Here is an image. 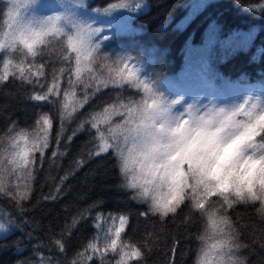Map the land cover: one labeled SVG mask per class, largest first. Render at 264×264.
Here are the masks:
<instances>
[{
    "label": "trees",
    "instance_id": "16d2710c",
    "mask_svg": "<svg viewBox=\"0 0 264 264\" xmlns=\"http://www.w3.org/2000/svg\"><path fill=\"white\" fill-rule=\"evenodd\" d=\"M9 4L10 0H0V30L5 28L3 13ZM53 13L68 17L60 21L65 28H71V21L98 29L93 42L99 45L101 56L107 55L109 64L128 62L164 105H170L172 114L216 104L231 110L237 107L232 87L247 85L260 88L255 102L264 107V0H38V4L21 9L24 18ZM19 55L13 53V58ZM64 55L74 54L64 53L54 42L50 53L37 58V63L47 64L46 77L33 78V83L10 78L0 84V137L5 138L0 153L5 159L10 129L35 133L40 114L54 117L50 146L43 160L36 153L32 178L20 173L5 175L8 187L23 192L27 185L30 193L28 199L19 201L0 194V264H116L119 257L113 252L102 259L91 249L86 257L77 253H84L94 237H99L103 251L106 233L111 235L114 222L119 224L113 218L120 215L129 217L122 240L142 245L144 253L141 260L134 258L130 264H198L207 243L198 239L206 230L199 214L191 221H186L187 209L163 220L158 215H140L147 204L133 199L136 191L124 186L115 157L89 159L93 143L87 130L67 141L89 113L117 101L127 103L129 98L141 100L145 95L142 87L126 83L122 87L109 84L105 89L101 85V91L91 95L78 114L64 121L63 138L57 144L59 105L51 100L62 96L48 102L30 97L50 84L52 68L67 70L74 65L75 61L64 60ZM102 63L97 62L94 75H107V70L99 67ZM67 79L65 71L63 87H67ZM84 79H89L87 73ZM76 91L82 96L83 86L77 85ZM88 92H94V87ZM57 150L64 155L53 157ZM77 160L87 162L77 169ZM49 195L56 199H45ZM80 213L86 219L80 220ZM228 215L240 232V241L248 245L242 252L247 264H264V222L256 207L239 204L229 209ZM57 240L63 248L57 247Z\"/></svg>",
    "mask_w": 264,
    "mask_h": 264
},
{
    "label": "snow or ice",
    "instance_id": "6c2138e0",
    "mask_svg": "<svg viewBox=\"0 0 264 264\" xmlns=\"http://www.w3.org/2000/svg\"><path fill=\"white\" fill-rule=\"evenodd\" d=\"M34 4H38V0H10L3 13L6 20L5 28L0 30V53H3L0 84L10 78L33 83V78L46 77L47 64L37 63V58L50 53L54 42L64 53L74 54L62 57L74 60V65L67 70L52 68L50 84L30 97L48 102L51 97L62 96V99L51 100L59 105L58 145L63 138L64 121L78 114L79 109L89 103L90 96L101 91V85L105 89L109 84L122 87L126 83L142 87L145 95L141 100L129 98L127 103L117 101L102 106L99 112L89 113V118L77 125L67 141L71 142L80 131L87 130L93 143L89 159L104 155L115 157L126 181L124 186L136 191L133 199L147 204L140 215H158L163 220L187 209L186 221H191L199 214L206 223V230L198 239H211L212 242L202 249L198 264H236L238 258L232 250L243 243L228 210L233 209L236 202L255 204L259 201L256 212L264 222V107L246 101L227 112L224 109L205 112L189 109L184 114L173 115L170 105H164L149 85L138 78L135 68H129L128 62L109 64L107 55L101 56L99 45L93 42L98 29L71 21V28H65L60 21L68 17L61 13L22 17L21 9ZM13 53H19V58L14 59ZM100 60L104 61L99 67L107 70L106 76L103 73L94 75ZM65 71L68 73L67 87L61 84ZM85 73L89 77L87 80ZM77 85L84 88L82 96L77 95ZM93 87L94 92L89 93L88 89ZM53 123L54 117L43 113L36 121L37 132L15 131L14 127L9 130L7 158L0 153V194L17 201L28 199L30 188L25 185L23 192L11 189L5 183V175L11 177L20 173L26 179L32 178L36 153L39 152L43 160L50 146ZM4 142L5 138L0 137V144ZM57 155L64 153L52 152L53 157ZM86 162L77 160L75 165L78 169ZM67 178V175L61 178L57 193ZM45 199L55 200L56 196L49 195ZM213 200L223 202L222 212L217 209L207 213V206ZM79 219H86L85 214L80 213ZM97 219L103 218L97 216ZM113 219H118L119 224L114 222V232L106 233L103 251L97 242L99 237H94L84 253H77L78 257H86L91 249L94 254L99 253L101 259L105 253H115L119 257L116 264H130L134 258L137 261L143 258L142 245L122 240L129 217L120 215ZM55 243L57 247L64 246L60 240ZM243 247L248 245L243 244ZM261 247L264 248V244Z\"/></svg>",
    "mask_w": 264,
    "mask_h": 264
},
{
    "label": "rangeland",
    "instance_id": "374dc122",
    "mask_svg": "<svg viewBox=\"0 0 264 264\" xmlns=\"http://www.w3.org/2000/svg\"><path fill=\"white\" fill-rule=\"evenodd\" d=\"M137 9L140 8L139 6L136 7ZM110 23V22H108ZM233 91H235L237 93V106H239L241 103L244 102H255L256 101V96L259 93L260 88H256V86H251V85H247V86H235L232 87ZM252 97V98H251ZM222 105V104H220ZM219 104L216 105H211L209 107H198L197 111L198 112H205L207 111L209 108H221ZM223 107V106H222ZM173 115H177L178 114H173ZM212 242L211 239L207 240L206 244H210Z\"/></svg>",
    "mask_w": 264,
    "mask_h": 264
},
{
    "label": "clouds",
    "instance_id": "9594fccd",
    "mask_svg": "<svg viewBox=\"0 0 264 264\" xmlns=\"http://www.w3.org/2000/svg\"><path fill=\"white\" fill-rule=\"evenodd\" d=\"M218 109H224L226 112L230 111V110H227V109H225L223 107H221V108H209L208 110L215 111V110H218ZM251 152H252V149L249 148L248 149V153L251 154ZM257 190L259 191V188H257ZM231 199H233L235 201L236 198L234 196H232ZM239 204H244V203L236 202L234 204V206L239 205ZM245 205H253L256 208H259L260 207V202L257 201V202H255V204L249 202V203H247ZM217 209H219L221 212L223 211V202L222 201L213 200V201L209 202L206 211H207L208 214H211L212 212L216 211ZM243 249H244L243 244H241L240 248L232 250L233 254L238 258L236 260V264H247V258H246V256H244L242 254Z\"/></svg>",
    "mask_w": 264,
    "mask_h": 264
}]
</instances>
